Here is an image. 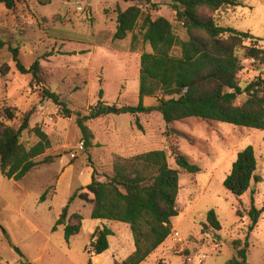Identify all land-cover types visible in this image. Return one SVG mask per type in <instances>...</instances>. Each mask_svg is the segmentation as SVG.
<instances>
[{
    "label": "rangeland",
    "instance_id": "obj_1",
    "mask_svg": "<svg viewBox=\"0 0 264 264\" xmlns=\"http://www.w3.org/2000/svg\"><path fill=\"white\" fill-rule=\"evenodd\" d=\"M81 2L21 0L14 10L0 4V40L5 42L0 46V108L6 104L16 105L22 111L35 107L30 125H40L52 141V147L37 159L42 161L46 156H55L53 162L40 163L19 181L6 178L0 171V264H87L89 259L93 264H114L110 250L101 259L89 252L93 250L87 245L90 242L85 233L87 226L93 223L91 203L80 199L71 203L72 209L86 218L85 230L76 235L71 244L66 242L62 227L53 231L58 211L69 192L63 185L62 191L50 199L56 193L60 173L80 162L83 166L96 165L90 148L71 158L82 140L76 116L65 117L57 104L42 97L40 89L31 84L32 75L22 74L17 69L10 46L20 48V59L26 66L39 60L46 86L58 93L74 112L85 114L99 101L100 89H103L107 111L136 105L139 101L141 54L151 51V46L139 40L135 49L132 47V35L139 33V25L125 39L114 37L118 9L139 5L153 18L163 15L173 23L178 37L187 39L185 29L165 0H90V6L84 11L78 10ZM242 2L243 5L219 11L216 16L221 23L258 38L256 42H251L253 38L247 40V44L264 48V0ZM174 54L180 55L179 47ZM240 56L244 68L239 80L245 87L259 75L264 76V66L244 58L243 51ZM244 99L245 95H241L239 102ZM149 103L157 104V99L151 98ZM138 120L156 141L138 145L135 152L165 149L170 165L176 167L172 153L175 146L201 167L198 174L185 171L180 174L177 200L180 214L173 219L183 242L176 243L169 236L143 264H189L185 255L192 253H205L204 264H230L234 258L240 259L238 248L245 247L246 242L247 263L264 264V212L253 230L249 228L251 217L237 215L238 209H249L253 200L258 208L264 206V130L197 119L167 125L157 110L141 113ZM135 121L136 116L131 113L110 111L88 123L105 144L96 145L104 157V170H97V178L104 179L106 167H112L109 151L116 148L119 152L114 154H128L124 144H119L123 139H130L136 130L133 126L138 128ZM37 140L33 133L24 132L26 144ZM249 145L256 151V174L260 179L238 197L225 187L224 180L231 173L238 153ZM46 189L50 200L40 202L39 197ZM212 210L218 216L220 230L205 226ZM112 227L122 236L112 238L113 249L122 242L129 246L130 238L125 232ZM214 237L222 244L219 251L210 243Z\"/></svg>",
    "mask_w": 264,
    "mask_h": 264
},
{
    "label": "trees",
    "instance_id": "obj_2",
    "mask_svg": "<svg viewBox=\"0 0 264 264\" xmlns=\"http://www.w3.org/2000/svg\"><path fill=\"white\" fill-rule=\"evenodd\" d=\"M21 0H0L8 9L14 10ZM136 1V0H124ZM174 11L176 20L182 24L187 39L178 37L173 23L165 16L153 18L139 5L118 9L116 39H125L139 25V33L132 35V47L139 40L151 46V51L141 54L139 101L136 105L117 108L120 113H149L157 110L167 125L197 119L203 122L228 123L239 127L264 130V76L251 80L242 87L239 73L244 65L240 56L264 66V48L247 44L251 33L219 21L216 13L243 5L242 0H165ZM258 41L253 37L251 42ZM5 42L0 40V46ZM176 47L180 55L174 54ZM17 69L22 74H31V84L38 87L42 97L51 99L61 108L65 117L76 116L82 140L86 148L94 146L95 134L89 122L107 113L108 106L100 99L88 113L74 112L60 95L46 86L39 60L26 66L20 59V48L10 46ZM245 99L239 102V97ZM157 99L156 105H146L144 99ZM36 108L22 111L18 106L6 104L0 108V171L8 179L19 181L43 162H53L55 156L37 158L52 147L49 134L30 121ZM137 127L142 129L138 120ZM25 131L33 133L38 140L33 144L23 141ZM176 167L170 165L165 149H152L133 156L115 155L111 169L105 178H97L94 168L92 181L76 189L62 208L53 226L56 231L64 226L67 243L80 233L84 216L70 212L71 203L80 199L93 205V219H107L130 225L135 250L123 261L114 264H142L170 236L174 225L172 219L180 214L177 205L180 190V174H198L201 167L191 162L179 148L172 147ZM258 158L254 146L249 145L238 153L231 173L224 180L225 187L241 197L259 181L256 174ZM48 189L39 197L48 199ZM264 206L258 208L254 200L249 209H238L240 217L249 216L253 230L259 223ZM207 228L221 229L214 210L208 214ZM114 231L106 226H97L90 238V246L96 255L110 248L109 237ZM246 242V248H247ZM238 248L240 259L230 264H247L246 249ZM87 264H93L89 259ZM193 264V263H189Z\"/></svg>",
    "mask_w": 264,
    "mask_h": 264
},
{
    "label": "crops",
    "instance_id": "obj_3",
    "mask_svg": "<svg viewBox=\"0 0 264 264\" xmlns=\"http://www.w3.org/2000/svg\"><path fill=\"white\" fill-rule=\"evenodd\" d=\"M151 98L152 97H146L144 99V102H145L146 105H156V104H153V103H149L148 104V101H150ZM140 114L135 115V116L136 117L137 116H140ZM133 128L136 129V130H133L130 139L129 140L128 139L125 140V139L122 138L123 139V143H120L119 144V146H121L122 144H124L123 145L124 146V151L125 152H128V154H126V155H124V154H118V153L114 154L115 152H119V151H116V148L114 147L115 149L113 151H109V153H108L109 156L111 157V159H109L111 161L110 163H113V158H114L115 155L133 156L135 154L148 151V150H142L141 152L140 151L135 152L136 151V147L138 145H140V146H146V145H148V141H150V142H153V141L155 142L156 141V138H154V136L151 135L148 132V130H147V128L145 126H143L142 129H138V128H136V126H133ZM108 139H109V137H107L106 140H108ZM99 143L100 144H104L95 135V139H94V145L95 146L92 147V148H90V153L93 156V160H94L95 165H96L95 168H97L99 171H103L104 170V167H103L104 166L103 165V159H104V157H101L102 152H100L98 150L99 148H97V146H96ZM103 147H105V146H103ZM156 149H159V148H156ZM150 150H152V149H150ZM94 155H97V156H94ZM106 170L108 172L110 170V167H106ZM93 172H94V168L92 166H83V163L82 162H80V164L74 165V167L71 170H69L68 168H66L65 171H63L62 173H60V176L58 178V185H57L56 193H54L53 196L50 197V199L54 198L55 195H57L58 193H60L62 191V188L64 187L63 185H65V187L67 189L66 191H68V189H69V192L67 193V196H66V199L64 201V204L62 205V208H63L64 205H65V203L67 202L68 196H70V194L72 192H74L76 189H78V188H80L82 186H85V185L89 184L92 181ZM50 199H47V200L49 201ZM62 208L58 211L57 218L59 217V215H60V213L62 211ZM92 210H93V206H92ZM70 212H77V211H74L72 209V207L70 206ZM92 220H93V223H91L90 225L87 226L86 233H85V235L88 237V241L89 242H90L91 235H92V233L94 232V230L96 229L97 226L106 225V226L110 227L114 231V235H112V236L109 237L110 248L108 249V250L111 251L112 257H113V260L114 261L115 260H118V261L121 262V261L125 260L135 250V244H134V240H133V234H132V231L130 229V225L129 224H127V223L126 224H120V223H117L119 221H116V220H107V219H92ZM172 222H173V225H174V223H175L174 222V219H172ZM113 225L115 227L121 228V231L125 232V234L130 238V244H129V246H125L124 242H122V243H120V245H118V247H116V248L113 249V247H112V238H114V237H116L118 235H120V237H122L121 234H120V231L118 229H116V228H113L112 227ZM85 226H86V218L84 216L83 226H82V229H81L80 233H82L85 230V228H86ZM60 227H62L64 229V226H59V228ZM174 228H175V225H174ZM75 236H73L71 238L69 244L72 243V240H73V238ZM87 245H90V243L87 244ZM126 249H128V251L125 252ZM91 250H92V247H91ZM106 252H104L101 255H97L98 258L101 259L102 256ZM91 254H94V252H91ZM168 264H171V262H168Z\"/></svg>",
    "mask_w": 264,
    "mask_h": 264
},
{
    "label": "built area",
    "instance_id": "obj_4",
    "mask_svg": "<svg viewBox=\"0 0 264 264\" xmlns=\"http://www.w3.org/2000/svg\"><path fill=\"white\" fill-rule=\"evenodd\" d=\"M88 6H90V0H82L81 5L78 6V10L84 11ZM85 142L84 140L79 141L76 152H73L71 154V158H75L76 155L79 152H83L85 150ZM170 237H173V240L176 243H181L183 242V237L177 232L176 228H173ZM210 243L213 247L214 250L219 251L222 247L221 242L217 239V237L211 238ZM207 255L205 253H192L189 255H185V260L193 263V264H204L206 262Z\"/></svg>",
    "mask_w": 264,
    "mask_h": 264
},
{
    "label": "water",
    "instance_id": "obj_5",
    "mask_svg": "<svg viewBox=\"0 0 264 264\" xmlns=\"http://www.w3.org/2000/svg\"><path fill=\"white\" fill-rule=\"evenodd\" d=\"M251 37L253 38L254 36H253V35H251ZM110 111L116 112V111H117V108H112V109H109L107 112H110ZM247 264H250V263H247Z\"/></svg>",
    "mask_w": 264,
    "mask_h": 264
}]
</instances>
